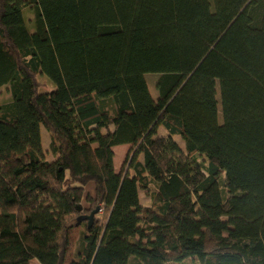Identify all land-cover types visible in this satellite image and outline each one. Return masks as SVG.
I'll return each mask as SVG.
<instances>
[{
	"label": "trees",
	"instance_id": "trees-1",
	"mask_svg": "<svg viewBox=\"0 0 264 264\" xmlns=\"http://www.w3.org/2000/svg\"><path fill=\"white\" fill-rule=\"evenodd\" d=\"M34 261L264 264V0H0V264Z\"/></svg>",
	"mask_w": 264,
	"mask_h": 264
},
{
	"label": "rangeland",
	"instance_id": "rangeland-1",
	"mask_svg": "<svg viewBox=\"0 0 264 264\" xmlns=\"http://www.w3.org/2000/svg\"><path fill=\"white\" fill-rule=\"evenodd\" d=\"M22 17H21V15H19V20L20 21H22ZM12 22H14V19H13V17H7L6 18V23L9 25V24H11ZM156 79H157V76H156V74H152V73H149L148 75H147V80H148V83H149V86H150V90L154 93V94H156L155 92H156V87H155V85H154V83H155V81H156ZM44 130H45V128L44 127H42V139H44L45 138V142H46V144H47V142L49 143V138H48V135H47V133H45L44 132ZM178 140H180L181 141V138H177ZM128 147H129V145H120V146H116L115 148H114V151H115V158H114V164H115V168H116V170H119L120 169V167L122 166V164L125 162V157H126V153H127V150H128ZM95 188H94V184L93 183H90L89 185H88V187H87V191H88V193L90 192V193H94L95 191ZM141 196H144V194H143V192L141 193ZM146 200V199H145ZM85 206H87L86 204H84ZM84 207V206H83ZM86 208V207H85ZM102 210V208H99V211H101ZM77 233H78V229H76L75 231H73V233H72V238H73V240L75 239V236H77ZM69 254L67 255V257H66V262L68 263V260H70L69 258H70V256H71V252L69 251L68 252ZM68 258V259H67ZM33 264H39L38 262H36V261H34V263Z\"/></svg>",
	"mask_w": 264,
	"mask_h": 264
},
{
	"label": "crops",
	"instance_id": "crops-1",
	"mask_svg": "<svg viewBox=\"0 0 264 264\" xmlns=\"http://www.w3.org/2000/svg\"><path fill=\"white\" fill-rule=\"evenodd\" d=\"M76 229H78V233H77V236H75V239L73 240V236H72V233H73V231H75ZM79 229L80 228H74V229H72L71 231H70V239H71V241H70V247H69V251L71 252V256H70V258L69 259H71V257H72V253H73V251H74V246H75V242H76V240H77V238H78V234H79ZM68 251V252H69ZM69 253H67V255H68ZM67 255H66V257H67ZM68 259V258H67ZM68 261H70V260H68Z\"/></svg>",
	"mask_w": 264,
	"mask_h": 264
},
{
	"label": "water",
	"instance_id": "water-1",
	"mask_svg": "<svg viewBox=\"0 0 264 264\" xmlns=\"http://www.w3.org/2000/svg\"><path fill=\"white\" fill-rule=\"evenodd\" d=\"M99 211V208H97L96 210H94L90 215L88 216H83L82 219H80V222L81 221H88L90 223V225L93 223V219H94V216L95 214Z\"/></svg>",
	"mask_w": 264,
	"mask_h": 264
}]
</instances>
